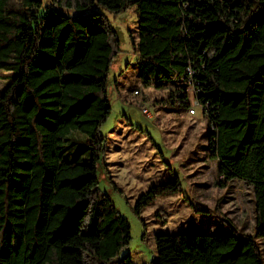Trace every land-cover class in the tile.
Returning <instances> with one entry per match:
<instances>
[{"label": "trees", "instance_id": "trees-1", "mask_svg": "<svg viewBox=\"0 0 264 264\" xmlns=\"http://www.w3.org/2000/svg\"><path fill=\"white\" fill-rule=\"evenodd\" d=\"M98 6H135L140 79L185 111L193 86L217 185L253 186L254 235L159 232L150 264H264V0H0V264H134L129 221L99 188L120 42ZM81 135L88 156L69 160ZM180 191L155 184L135 211Z\"/></svg>", "mask_w": 264, "mask_h": 264}, {"label": "rangeland", "instance_id": "rangeland-1", "mask_svg": "<svg viewBox=\"0 0 264 264\" xmlns=\"http://www.w3.org/2000/svg\"><path fill=\"white\" fill-rule=\"evenodd\" d=\"M48 5L50 0H42ZM116 30L120 51L108 74L107 96L111 113L99 132L106 138L105 153L98 163L99 188L113 200L129 221L131 241L121 256L130 254L134 264L157 260L155 235L159 232L229 233L228 222L241 232L255 234L253 186L235 179L227 187L217 185L218 161L208 150V121L200 108L191 115L180 104H165L166 90L146 86L138 75V40L135 6L114 12L97 8ZM67 14L76 11L60 8ZM8 83L0 75V93ZM140 91L139 95L134 90ZM192 101V91L190 92ZM147 108L151 117L143 114ZM69 160L88 156L87 136L74 140ZM179 178L181 191L159 196L140 214L139 196L155 184ZM207 208L209 213L196 209ZM264 254V240L257 239Z\"/></svg>", "mask_w": 264, "mask_h": 264}, {"label": "built area", "instance_id": "built-area-1", "mask_svg": "<svg viewBox=\"0 0 264 264\" xmlns=\"http://www.w3.org/2000/svg\"><path fill=\"white\" fill-rule=\"evenodd\" d=\"M190 89H191L190 92L192 91V95L193 96H192L191 106H190V108L188 110V113L195 116L197 114V108H200L202 110V112H203V108H202V106L199 104V102L195 98L196 90L194 89V87L191 86ZM134 94L135 95H139L140 91L138 89H136V90H134ZM142 112H143V114L151 117V114L149 113L147 108H143Z\"/></svg>", "mask_w": 264, "mask_h": 264}, {"label": "water", "instance_id": "water-1", "mask_svg": "<svg viewBox=\"0 0 264 264\" xmlns=\"http://www.w3.org/2000/svg\"><path fill=\"white\" fill-rule=\"evenodd\" d=\"M228 223H230V222H228ZM233 226V225H232ZM234 227V226H233ZM235 228V227H234Z\"/></svg>", "mask_w": 264, "mask_h": 264}]
</instances>
